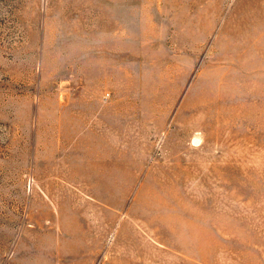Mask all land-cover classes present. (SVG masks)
<instances>
[{"label": "rangeland", "instance_id": "obj_1", "mask_svg": "<svg viewBox=\"0 0 264 264\" xmlns=\"http://www.w3.org/2000/svg\"><path fill=\"white\" fill-rule=\"evenodd\" d=\"M0 264H264V0H0Z\"/></svg>", "mask_w": 264, "mask_h": 264}]
</instances>
